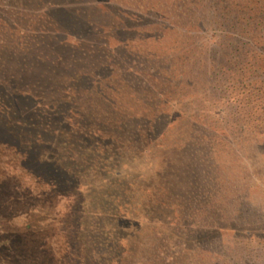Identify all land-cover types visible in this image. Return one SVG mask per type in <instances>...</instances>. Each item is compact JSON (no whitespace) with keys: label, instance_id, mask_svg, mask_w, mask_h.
<instances>
[{"label":"rangeland","instance_id":"rangeland-1","mask_svg":"<svg viewBox=\"0 0 264 264\" xmlns=\"http://www.w3.org/2000/svg\"><path fill=\"white\" fill-rule=\"evenodd\" d=\"M259 47L256 0H0V264H264Z\"/></svg>","mask_w":264,"mask_h":264},{"label":"trees","instance_id":"trees-1","mask_svg":"<svg viewBox=\"0 0 264 264\" xmlns=\"http://www.w3.org/2000/svg\"><path fill=\"white\" fill-rule=\"evenodd\" d=\"M263 22H264V0H256V48H260L259 46L261 44L264 46V31L262 29H259V25ZM146 113H152V112H142L140 114L138 112L137 115H135V116L131 115L130 117L131 118L135 117L136 119H138V117L143 116V118H146L148 115ZM90 129H91V127H90ZM86 131H87L86 133H84V131H83L85 136H88L90 138L97 137L94 130L93 131L92 130H86ZM100 133H103V132H100ZM7 206L9 208L13 207V205L11 203L6 202L4 204V207L6 208ZM19 254L21 255V253H19Z\"/></svg>","mask_w":264,"mask_h":264}]
</instances>
